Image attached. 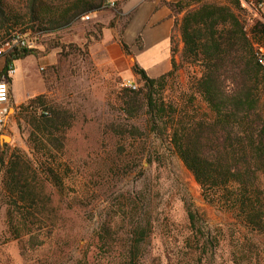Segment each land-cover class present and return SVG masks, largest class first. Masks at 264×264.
I'll return each mask as SVG.
<instances>
[{
  "label": "trees",
  "instance_id": "16d2710c",
  "mask_svg": "<svg viewBox=\"0 0 264 264\" xmlns=\"http://www.w3.org/2000/svg\"><path fill=\"white\" fill-rule=\"evenodd\" d=\"M106 2L0 0V48L29 31L57 35L82 17L102 12ZM166 5L183 45L180 49L171 37V70L151 79L135 66L132 72L141 87L122 88L115 97L118 112L127 121L145 118L146 129L110 123L104 135L118 143L141 139L147 131L163 138L199 187L204 203L232 214L244 230L231 244V263L264 264V67L259 59L264 57V0H177ZM114 25L112 21L109 28ZM95 28L101 33L104 26ZM58 43L54 39L52 48H65ZM121 49L130 54L124 44ZM34 53L13 46L3 54L0 81L7 79L14 62ZM193 69L187 89L174 97L170 83L181 71ZM19 115L29 129L33 158L18 148H0V190L9 239L34 257L58 230L60 207L51 190L61 200L67 196L70 168L62 158L77 116L43 95L21 105ZM118 160L117 155L111 158L112 167ZM116 208L97 230L92 264H146L151 223ZM179 243L167 264H210L221 238L187 210V233ZM154 261L161 264L160 258Z\"/></svg>",
  "mask_w": 264,
  "mask_h": 264
},
{
  "label": "rangeland",
  "instance_id": "374dc122",
  "mask_svg": "<svg viewBox=\"0 0 264 264\" xmlns=\"http://www.w3.org/2000/svg\"><path fill=\"white\" fill-rule=\"evenodd\" d=\"M117 9L116 4L105 7L101 18L80 20L57 35L30 31L23 35L33 43L31 50L35 53L12 65L16 70L12 79L15 101L22 99L24 105L30 98L46 96L53 104L74 112L77 123L67 133L62 158L70 168L65 180L67 196L61 200L51 190L60 207L58 230L51 243L34 257L9 239L0 190V264H92L97 230L109 210L118 211L116 207L151 223L146 264H157V258L167 264L172 249L187 233V210L194 211L206 228L221 238L210 264H232L231 244L244 230L232 214L204 203L199 187L168 143L148 131L141 139L123 138L119 143L104 135L110 123L133 125L143 132L146 129L145 118L127 121L115 103L116 92L125 88L126 82L141 87L137 76L126 79L111 65L110 57L116 56L117 50L109 22ZM262 11L264 15V8ZM96 25L104 26L101 33ZM56 38L64 49L52 48ZM121 44L118 42L120 47ZM3 47L0 72L5 66L2 55L10 51ZM192 72L194 69L183 70L170 83L169 91L174 97L187 89ZM7 106L6 121L0 126V148H18L33 158L27 143L29 129L19 115L20 106L13 104L12 97ZM261 109L264 114V95ZM3 138L9 141L3 142ZM114 155L120 159L115 168L111 161ZM2 175L0 171V183Z\"/></svg>",
  "mask_w": 264,
  "mask_h": 264
},
{
  "label": "crops",
  "instance_id": "0c3cea01",
  "mask_svg": "<svg viewBox=\"0 0 264 264\" xmlns=\"http://www.w3.org/2000/svg\"><path fill=\"white\" fill-rule=\"evenodd\" d=\"M110 1L118 8L109 22L114 21L115 24L109 31L117 50L116 56H109L112 58L111 65L119 69L126 79L133 77L132 69L135 66L144 70L151 79L168 73L171 70V37L174 35L179 41V48L183 47L180 35L174 29L175 18L166 5L177 0ZM101 13H94L91 17L101 18ZM118 42H122L129 49V55L123 53ZM131 58L134 62H131ZM13 84L12 81L10 97L18 107L22 104V99L15 101L12 94Z\"/></svg>",
  "mask_w": 264,
  "mask_h": 264
},
{
  "label": "built area",
  "instance_id": "2783aa9c",
  "mask_svg": "<svg viewBox=\"0 0 264 264\" xmlns=\"http://www.w3.org/2000/svg\"><path fill=\"white\" fill-rule=\"evenodd\" d=\"M115 3L111 2L110 0H107L105 7H114ZM92 15L84 16L81 18L82 21H89L91 19ZM32 42H30L29 39H27L25 36H16L12 42H8L4 45L3 49H11L13 46L18 47L19 49H31ZM262 52V51H261ZM263 54V52H262ZM260 62L262 66L264 67V57L263 55L259 56ZM16 74V70L13 66L9 67L7 79H4L3 81H0V126L5 122V119L8 115V102L10 100V86L8 80H12ZM124 87L126 89L136 91L137 85L133 82H126L124 84Z\"/></svg>",
  "mask_w": 264,
  "mask_h": 264
},
{
  "label": "water",
  "instance_id": "95a60500",
  "mask_svg": "<svg viewBox=\"0 0 264 264\" xmlns=\"http://www.w3.org/2000/svg\"><path fill=\"white\" fill-rule=\"evenodd\" d=\"M2 141L3 142H8L9 141V138H3Z\"/></svg>",
  "mask_w": 264,
  "mask_h": 264
}]
</instances>
